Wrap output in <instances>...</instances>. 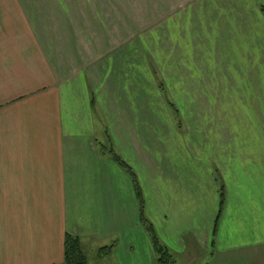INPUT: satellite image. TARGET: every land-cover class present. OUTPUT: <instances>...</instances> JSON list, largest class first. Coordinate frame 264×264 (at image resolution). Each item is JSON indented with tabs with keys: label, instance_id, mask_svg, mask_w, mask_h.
<instances>
[{
	"label": "crops",
	"instance_id": "obj_1",
	"mask_svg": "<svg viewBox=\"0 0 264 264\" xmlns=\"http://www.w3.org/2000/svg\"><path fill=\"white\" fill-rule=\"evenodd\" d=\"M261 7L186 0L126 38L66 1L0 0V264H60L66 233L87 264H158L130 176L98 150L106 133L181 264L263 257Z\"/></svg>",
	"mask_w": 264,
	"mask_h": 264
},
{
	"label": "rangeland",
	"instance_id": "obj_2",
	"mask_svg": "<svg viewBox=\"0 0 264 264\" xmlns=\"http://www.w3.org/2000/svg\"><path fill=\"white\" fill-rule=\"evenodd\" d=\"M70 4L71 12L76 13L77 19L84 21L90 20L94 26L100 24L102 22L103 27L104 24L109 29H122V33L127 36L130 33L133 34H141L143 38L147 36L152 29L158 26H162L164 24V19H166V15L170 14L171 12L174 13L176 11H180L182 5L185 4L186 0H62ZM74 13V15H75ZM179 14V13H178ZM175 15V14H174ZM176 17V15L174 16ZM114 29V30H115ZM111 32V31H110ZM150 66L152 70L153 77L156 81L157 87L159 92L164 95L160 89L159 84L165 87V93L167 99H169L177 108L180 116V111L176 105L175 100H172L171 95L166 89L164 84V79L158 73L156 67L154 66L153 62L150 61ZM161 82V83H160ZM163 108L168 109L170 112V116L177 127L176 119L174 118V114L170 109L168 103L166 102V97L164 98ZM180 119V125L182 126V119ZM106 138V137H105ZM107 146L106 141L99 142L97 145ZM117 164V163H116ZM119 166V165H118ZM120 167V166H119ZM121 168V167H120ZM123 169V168H122ZM124 170V169H123ZM254 256V257H253ZM252 258L249 259H219L217 258L215 261L214 259H207L213 260V264H264V256L262 257L259 255L253 254ZM179 263L180 261L177 260ZM205 262V261H203ZM202 261H199L196 264H203Z\"/></svg>",
	"mask_w": 264,
	"mask_h": 264
},
{
	"label": "trees",
	"instance_id": "obj_3",
	"mask_svg": "<svg viewBox=\"0 0 264 264\" xmlns=\"http://www.w3.org/2000/svg\"><path fill=\"white\" fill-rule=\"evenodd\" d=\"M261 10L264 11V7H261ZM159 86H160V89L164 95V98L166 97V102L168 103L170 109L172 110V112L175 116L174 118L176 119L177 127L181 128L180 119H179L180 116H179V112H178L177 108L169 99H167L165 89H164L165 87H163V85H161V84H159ZM91 105H92V107L95 106L93 98H91ZM105 141H106L107 146H104L102 144L100 146V148L98 146V150L102 154L108 155L115 163H117V165H119L121 168H123L128 173V175L130 176L131 181H132V185H133V189H134V193H135L138 205H139L140 223L143 226L144 230L146 231V233L150 239L151 245L153 247V250H154V253L156 256L157 263L158 264H181L177 261V259L170 252V250L160 241L154 226L152 225V223L147 218V216L145 214L144 196H143V192H142V189L140 187L139 181L136 177V174L134 173L132 168L114 150V147L112 145V142H111V139H110V136L108 133H106V140ZM223 204H224V190L221 188L219 210H218V214H217V217L215 219V222H214L213 235L215 234V231H216V226H217V223L219 220L220 213H221L222 208H223ZM212 244H213V242H212ZM63 247H64L63 261L60 264H87V257L81 248L80 239L77 236L66 233L64 236ZM112 248H113V245L101 247L98 250L97 255L100 257L101 256H107L111 252Z\"/></svg>",
	"mask_w": 264,
	"mask_h": 264
}]
</instances>
